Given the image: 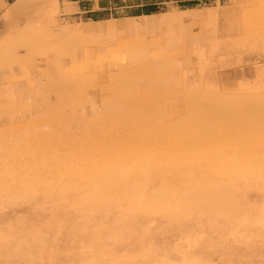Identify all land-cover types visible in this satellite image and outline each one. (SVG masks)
<instances>
[{
  "label": "bare ground",
  "instance_id": "6f19581e",
  "mask_svg": "<svg viewBox=\"0 0 264 264\" xmlns=\"http://www.w3.org/2000/svg\"><path fill=\"white\" fill-rule=\"evenodd\" d=\"M254 1L255 8H257L256 12L254 11V15L262 17L264 21V0ZM61 3L63 4V8L61 7ZM6 4L4 0H0V14H3L1 18L4 19L2 20L6 24L7 31L13 27V21L16 20L17 23L22 17H26V19L31 18L32 20L39 17L56 20L58 16L67 12V8L71 6V3L66 1L60 2L59 0H15L9 3L8 6ZM192 11H194V8H188L182 12ZM159 16L161 14L152 13L138 16L137 18L141 19L142 17L143 20ZM129 18L131 19L127 20H132L135 17ZM29 21L31 23V20ZM110 21L107 20V22ZM132 22L129 25L136 28L135 33H128L125 37L126 40H122V43L118 46L115 44L110 47H99V49H92V52L89 49L91 53L87 52L88 54H86L84 52L85 49L84 51L78 48L75 49V46L73 50L70 49L67 42L63 41L61 45L63 49L67 48L72 51L74 65H80L81 68L84 66L87 70H91L89 72L92 75L86 74L85 82H82L79 87L85 90L99 89L101 94L106 95H104L103 101L106 100L109 103L108 111L111 112H109L110 114H105V110L104 112H100L103 113L102 116L96 114L94 117L98 118L94 119L95 122H87L81 118L82 115L80 116L81 119H72L74 122L71 119H65L64 121H71V123L68 122L70 123L68 124L63 121V123L57 124L61 130L60 132L63 130L62 133H64V131L73 129V127L77 129L75 132H79L78 130L98 129L97 131L99 132H94V134L96 136L97 134L99 136L102 134L101 139H104L103 133L121 132L122 134L116 135L117 142H112L111 146H107L108 148H106L105 146L98 145L96 142L97 137L93 139L94 141L89 140V143L85 140L90 145L91 152L84 153L85 149L82 141L81 144H78L79 146L73 145V143H76L74 138L73 142H70L73 145L72 148H70L71 144L69 141L67 143L70 145L68 147L67 145L65 146V152L68 151L69 153L64 154L62 150L63 145L62 149H60V153L62 150L63 155L56 153L58 154L56 156L63 160L61 163V167H63L62 171L65 167L69 168V166L70 169L75 168V171L77 167L86 170L84 179H73L69 176L70 179L64 181V177H58V179L62 180L56 179L57 177L53 179H33L31 177V180L26 179L22 181L20 180L21 178L15 180L14 175V178L11 179L15 180L11 182V184H14H12L13 186H6L8 183L4 185L3 182L0 184V196L3 194L7 196L9 194L7 196L8 203L15 204L16 201H33L36 196L35 194L40 191L44 203L47 200H51L52 211L55 208L57 211L60 202L65 199L64 195L70 192L74 197L71 199L72 201H69V206L78 212L76 216L80 219L74 223L75 226L73 225L69 229H73L75 234L78 235L76 240L79 239L80 235L84 237L83 234L86 231H90L91 233L90 242L87 245L88 251L86 250L87 254H84L86 251L82 249L84 250L83 253L81 252L80 255H76V264H104L109 258L108 255L112 256L111 252L115 245L117 246L118 244L124 245L126 248L129 245L133 248H135L134 246H140V252L137 256H125L118 264H154V262L150 261L154 257L152 254L154 251L160 254H158L159 259L160 257L163 258L162 261H165V259L170 260V262H161V264H211L213 262L210 263L211 260L205 259V256L202 257V253H217L218 251H221V257H226L228 254L227 257L230 260L229 256L232 252H235L228 248V242H230L228 240L230 238L236 241V237L240 236L245 244H249L252 241H256L257 236L260 238L264 235V204H261L262 207H255V204H250L248 200L249 192L253 189L259 191L260 194L261 192L264 194V143L262 144L261 139L259 142L257 141L258 143L255 142L257 140V133H262L264 136V88L249 87L247 90L245 89L246 91H243L245 95H240V92L234 94L232 92L230 94L222 91L215 85V82H199V84L189 82L187 77L180 73L183 67L177 63L178 61L176 62L180 58L185 60L188 56V50L182 45L181 38L178 37V34L181 35L185 31H182L180 34L179 31L181 29L177 27V34L176 27H173L174 25L163 26V31L160 32L161 38L152 40L154 43H150L151 41L149 40L150 44L145 46L139 41L141 37L138 31L145 28L148 22L139 19L136 22ZM16 23L14 22V24ZM90 23H96V21L92 20ZM114 24L108 23L107 30L120 31L121 27ZM260 24L262 25V23ZM126 25L124 24V26ZM89 26L82 27V31L85 34H92L94 32V29ZM68 32L65 30L63 33L67 34ZM151 35L152 38L151 36L150 38L153 39L155 34ZM113 36L115 37V35ZM190 37L192 38V36ZM93 41L99 45L109 40L96 39ZM109 42V45H112L111 41ZM211 46H209L210 49ZM213 47L212 49L216 51L217 47L215 44ZM63 49L60 48V50ZM203 52L196 50L194 47V53L198 54L199 58L204 57ZM66 55L68 56V54ZM61 73L63 74L64 71ZM74 73L77 74V72ZM81 75L84 77V73ZM74 76L70 80H73ZM78 77L75 78L77 79ZM76 79L73 83L79 80L76 81ZM61 81L63 82V80ZM73 83L71 84L73 85ZM81 88L80 90H82ZM69 96L71 97V95ZM65 97L67 96L65 95ZM76 98L79 97L76 96ZM76 98L74 101L79 100ZM134 101L147 102L145 106L143 105V107L139 108L144 114L142 112V114L138 113V107H136L137 111L131 109L130 104ZM107 102L105 103L107 104ZM127 103H130L129 107L124 105H127ZM141 104L139 106H142ZM149 110L152 112L149 113ZM131 111L134 112L132 113ZM91 118L90 116V120ZM64 123L68 126L66 127ZM148 129L155 130V133L169 131L171 133L168 135L170 141H165L167 139H165L164 135L160 136L165 139H163L165 141L164 148H157L156 150V147L154 148L152 144L147 142V135H143ZM155 133L152 134V137L156 135ZM71 136L73 137V135ZM156 136L158 137L159 135L157 134ZM154 139H151L152 142L155 141ZM260 141L261 144H259ZM160 147L162 148V146ZM43 149V152H48V150L45 151V148ZM25 153H23L24 158H26ZM44 155H47V153ZM30 156L29 159L31 158ZM42 156L43 153L41 155V162L43 160ZM47 156L46 158H49ZM52 156L54 157L51 154ZM46 158L43 161L44 164L48 163L46 162ZM121 159L125 160L122 161ZM29 162H27L28 165ZM7 164L4 165L7 166ZM57 164L60 166V163ZM11 168L13 171V165ZM29 168L33 170L31 167ZM34 168L37 169L36 166ZM2 170L5 171L6 169H3L2 166ZM42 170L44 171V169ZM67 170L63 171V174L68 176L69 171ZM74 170H72L73 173L75 172ZM28 172L35 173V171L30 170L27 171V174ZM10 173L8 174L13 175L15 172ZM57 173L62 174L61 171ZM86 173L89 176L88 178L86 177ZM74 175L77 177V173ZM24 177L26 176L24 175ZM48 202L46 203L48 204ZM218 219L226 221L230 225V228L222 230L223 227H217ZM35 222L33 223L35 224ZM62 223L55 226V224L52 225V222H41L40 227H43L44 230L43 228L39 229L43 231L40 232L35 226L33 227L38 230H29L28 236L32 238V242L38 245V253L43 252V247L44 251L47 250L45 247L46 242H48L46 231L53 227L56 229L58 227L57 231L60 232V228L64 229ZM31 224L29 227H32ZM227 227L229 226L227 225ZM56 229L53 228V230ZM204 230H210L214 235L209 240L203 239L204 235L201 236V234ZM173 235L178 236V241L174 245V248H165L164 246L167 244L166 240ZM8 236L10 234H0V245L3 248H7L8 246L6 247V245H9ZM53 241V243L48 242L50 243V251L53 252L52 256L59 251H56L55 244L57 246V243H55V240ZM16 246L19 249L20 255L26 258L31 247L29 248L28 245L24 244L23 240L16 242ZM85 247L82 246L81 248ZM194 247L198 252L202 249L205 251L201 252L202 255L199 253V256L196 254V251H192V254H190L191 252L186 253V248L194 249ZM125 251L127 250L125 249ZM125 251L123 250V252ZM102 252L109 253L107 260H99L102 257ZM226 252L227 254L225 255L224 253ZM228 260L226 263L229 262ZM107 262H110V259Z\"/></svg>",
  "mask_w": 264,
  "mask_h": 264
},
{
  "label": "rangeland",
  "instance_id": "374dc122",
  "mask_svg": "<svg viewBox=\"0 0 264 264\" xmlns=\"http://www.w3.org/2000/svg\"><path fill=\"white\" fill-rule=\"evenodd\" d=\"M14 1L15 0H4V2L7 3L6 6H8L9 3H12ZM61 7L63 8V5H61ZM255 7L256 5H255L254 0H237V1L236 0H205V1H200L198 5L191 7V8H194L195 12L194 11L182 12L188 8L180 7L176 3H168L164 5V8L159 10V14H161V16L157 18H145L142 20V17L140 19V18H137L138 16H132V14L128 10L108 11L98 16H90V15L75 13L74 10H71L72 8L70 6L68 7L69 10L67 8V12H64L61 16H58L59 18L57 17L56 20H52L49 18L43 19V17L42 18L39 17L33 20L30 17H29L30 19L28 18L26 19V17H22L17 23L15 20L12 22L13 27L9 29V31L11 30V32L7 31L6 24L3 21L4 19L1 18L3 16V14L1 13L2 15L0 14V37L2 38H0V144H1L0 146V166H1L0 167V173H1L0 174V177H1L0 184L3 182L4 185L5 183H8L6 184V186L7 185L11 186L13 184V183L11 184L12 181L19 180L20 178H21L20 180L22 181L26 179L31 180V177L33 179L34 178L53 179L55 177H57L56 179H58V177L59 178L64 177L63 178L64 181L70 178H73V179L83 178L84 179L86 170H83L78 167L76 171L74 170L75 168L70 169V166L69 168L65 167L63 171L68 169L67 171L69 172H68V176L66 174L64 175L62 171L63 167H61V163L63 160L61 158H58V156H56L58 154L56 153L63 155L62 153L64 151V154H68L69 153L68 151L65 152V146L67 145L68 147V145H70L73 142L74 138H75L76 143L75 144L73 143V145L79 146L78 144H81V141H82V144L84 145V149H85L84 153L91 152L90 151L91 148H90V145H88V143L90 142L89 140L94 141L93 139L96 137L98 138L96 142L98 143L99 146H105L106 148H108L109 146H111L112 142H117L116 135L118 136L121 133V132L118 133L116 131H113L109 134L103 133L104 139H101L102 134H100V136L99 134H97V136L96 134H94V132H99L97 131L98 129L84 130V131L78 130L79 132L77 131L75 132V130L77 129L73 127V129L72 128L67 129L66 131H64V133H62L63 130L62 132H60L61 130L59 128V125L57 126V124H60V122L63 123L65 119L76 120V119L83 118L87 122H92V121L95 122L94 119L98 118V117L96 118L94 117L96 116V114H99L102 116L103 113H100V112H104L105 110H106L104 112L105 114H110L109 112H111V111H108L109 103L106 100L103 101V98L106 95L104 94L105 95L104 96L103 93L101 94L99 89L85 90L84 88L79 87V85L82 84V82L83 83L85 82V79H86L85 77L87 76L86 74L89 73L88 75H92V73H90L91 70L90 69L87 70V68L84 66L83 68H81L80 65L73 64L72 51L67 48L63 49L61 47L63 41L67 42V45L72 50L74 46L76 47L75 49L78 48V49H82L83 51L85 49L84 52L86 54H88L87 52H90L89 49H91V52H92V49H95V48L99 49V47L100 48H103L104 46L110 47V46H114L115 44L118 46L122 43V40L124 41L126 40L125 37L127 36L128 33L129 34L135 33L136 28H134L133 26L129 24L130 23L132 24L133 23L132 21L136 22L139 19L141 21L148 22L147 26L141 29L143 32L141 30L138 31L141 37L139 41H141V43H143V45L146 46V45H149L150 43H154L152 42V40H157L161 38L160 32L163 31L162 30L163 26H166L169 24L171 26L174 25L173 27L174 28L176 27L175 29L177 30L176 31L177 34H178V29H181L179 31L180 34L182 33V31H185L182 33L183 36L182 34L181 35L178 34V37L181 38L182 45L186 48V50H188L187 52L188 56L186 57L185 60L180 58L179 60H176V62L178 61L177 63L181 64V67H183V70H181L180 73L182 75L184 74L183 76H186L189 82H193L194 84H199V82L205 83L209 81L215 82V85L218 86V88H220L224 92H228L230 94H232V92L233 94L240 92L239 93L240 95H245L243 94L244 93L243 91L245 89L247 90V88L249 87L264 88V27H263L264 21L262 17H257L254 15L257 9ZM141 16H144V15H141ZM214 16L216 17L214 18ZM129 17H135V18L132 20H127V19H131ZM253 18L256 20H254ZM29 20H31V23ZM92 20L96 21V23H90V21ZM107 20H111L110 22L112 24L115 23L117 26H120L121 27L119 29L120 31L117 32L113 30L114 31L113 32L111 31V29L108 31L107 30L108 28L106 27L108 23L110 24V22H107ZM14 22L16 24H14ZM260 23H262V25ZM124 24L125 25L127 24L128 26L126 25L127 26L126 27L124 26ZM87 25L88 26L90 25L94 29V32L92 34H85V32L82 31V27L87 26ZM97 27H100L101 29ZM65 30L69 32L67 34L63 33ZM97 30L99 31L97 32ZM116 33L118 35L120 34L119 37ZM151 34H155L156 36L154 35L153 39H151L152 38ZM82 35L83 37L85 36L84 38H87L88 40L84 39ZM113 35H115V37ZM190 36H192V38ZM96 39L109 40L111 41L112 45H109L110 43L109 41L98 45L94 43L93 41ZM37 41L38 42L40 41V42L38 43ZM216 43L221 44L222 46ZM209 44L212 45L211 49L209 48L210 46ZM214 44L216 45L217 50H219L220 47L221 49L219 51L217 50L215 51V49H212L214 48L213 47ZM194 47L196 48V50H200L201 52L204 51L203 52L204 57L202 56V58H199V55L198 54L196 55V53H194ZM60 48L63 50H60ZM66 54H68V56ZM199 59H201V61H199ZM204 63H206V65H204ZM205 67H208V68H205ZM201 69L204 71H202ZM63 71L64 73L62 74L61 72ZM71 72L72 74H70ZM73 72H77V74L76 73L73 74ZM83 73H84V77L81 75ZM60 75L64 77L62 78L60 77ZM80 75L82 79L80 78ZM73 76H74V79L70 80L73 78ZM75 77H78V78L76 79ZM75 79L76 81L78 79L79 80L73 83ZM61 80H63L64 83ZM71 83H73V85ZM80 88L82 90H80ZM71 91L73 95L71 94ZM75 91L76 92L78 91L77 92L78 94ZM65 95L67 97H65ZM69 95H71V97ZM76 96L79 98H76ZM75 98L79 100L80 98L82 99L80 101L79 100L74 101ZM70 101H72L71 105H70ZM75 102H77L78 105L77 103L74 104ZM105 102H107V104ZM140 103H142L141 104L142 106H139ZM146 103L147 102L145 101L143 102L134 101L133 103H131L132 105L130 103H127V105L126 104L124 105L129 107V104H130V107H132L131 109L136 110L137 109L136 107H138L139 109L140 107H143V105L145 106ZM131 112L133 113L134 111H131ZM139 112L141 113L142 110L139 109L138 113ZM148 112L151 113L152 111L150 112L149 110ZM90 116L92 117L91 120H90ZM64 122L71 123V121H67V120ZM65 125L66 127L68 126L67 124ZM70 130L73 134L70 132ZM147 132L148 133L150 132L151 134L150 133L148 134ZM155 132H156L155 130L148 129L146 133L144 132L143 135L145 134L147 135L146 137L148 139L147 142L149 144H152L154 148L156 147L155 148L156 150L157 148L163 149L165 141H170L168 138V135L171 133L169 131H161L157 133ZM76 133H79L80 135L79 134L76 135ZM154 133L156 135L158 134L159 136L157 137L156 135H153L154 137H152V134ZM64 134L66 137L64 136ZM71 135H73V137ZM143 135L141 136L143 137ZM163 135L166 137L165 139L167 140H165L164 137L162 138L160 137ZM256 136L255 138L257 140H255V142L257 141L259 142V140L261 139L262 144H263L264 143V138H262L264 137L263 134L257 133ZM150 137L152 140L156 137L157 138L154 139L155 141L152 142ZM71 138L73 139L70 141ZM85 140H87L88 143H86ZM40 141H43V142H40ZM68 141L69 143L70 142L71 143L70 144L67 143ZM261 141L259 144H261ZM161 142L163 143V145ZM73 145L71 144L70 148H72ZM62 146H63V149H62ZM160 146H162V148ZM43 148H45V151L48 150L49 155H48V152L46 151L48 156L44 155L46 153L43 152L44 151ZM60 149L63 150V151L61 150V153H60ZM24 150L25 152L27 150L28 153L27 152L25 153ZM23 153L26 154L25 155L26 158L23 157L24 155ZM29 153L31 154V156ZM42 153H43V156H42L43 160L41 162ZM51 154L54 155V157L53 156L51 157ZM29 156L31 157L30 158L31 160L29 159ZM46 156L49 158H46ZM45 158L47 160L46 162H48V163L45 162L46 164L43 163ZM58 159H61V160H58ZM24 160H28V161L25 162ZM54 160H56L55 161L56 163L53 162ZM121 160L124 161L125 159L124 160L121 159ZM24 162L26 164L27 162H29V165H31L32 163V165L29 166L27 164L26 166ZM7 163L9 165L11 163L10 167ZM19 163H22V164H19ZM57 163H60V166ZM4 164H7L8 167L5 166ZM12 165L14 168L13 171L15 173H13V171L11 170ZM41 165H42V168H41ZM2 166H3V169L4 168L6 169L5 171L4 170L1 171ZM20 166H21V169H20ZM35 166L37 167V169L34 168ZM29 167L33 168V170H31ZM60 167L61 169H59ZM24 168H25V172H24ZM42 169H44V171ZM8 170L10 171L8 172ZM26 170L35 171V173L28 172L27 174ZM72 170H74L75 172L73 173ZM54 171H56L55 175H54ZM58 171H61L62 174L57 173ZM3 172L7 174H4ZM10 172H12L13 175H10L11 174ZM76 173H77V177L74 175ZM24 175L26 177H24ZM86 177L87 178L89 177L88 174L86 175ZM13 178L15 180H11ZM58 180H62V179H58ZM253 190H251L249 192L250 195H248V200L250 201V204L252 205L255 204L254 205L255 207H258V206L262 207L261 204H264V196L262 195L264 194H262L261 192L262 194L261 195L259 191L257 190L253 191ZM35 195L36 196L33 201L31 200L27 201L25 199L26 201L24 200L19 201V202L16 201L15 204L14 203L11 204L10 202L8 203L9 200L6 195L3 194L0 196L2 197L0 198V234L2 235L10 234V236H8L9 245H6V247L7 246L8 247L3 248V246L0 245V264H76V255L78 256V254L80 255L81 252L83 253L84 250L85 251L87 250V245L90 242L91 233L90 231H86L83 234L84 237L80 235L78 239L79 241H78L76 240L78 235L75 234V231H73V229L72 230L69 229L70 227H73V225L75 226L74 223H76L78 219H80L76 216L78 212L76 210L71 209L69 206V201H72L71 199L74 196H72L70 192L68 194H65L64 195L65 199L60 202L59 206L57 207L58 208L57 211H56V208L53 209L52 211V205L50 202L51 200L46 201V202L49 201L48 204L46 202L44 203L40 191L37 192ZM4 196L7 197L5 200H4L5 198ZM249 196H250V199H249ZM40 220L42 223L44 222L46 223L47 221L50 223L52 222V225L55 224V226L63 222L62 224L64 226L63 227L64 229L60 228L61 230L60 232L57 231L58 227L57 229L53 227L56 230H53L52 228L50 229L51 231L50 230L46 231L47 233L46 236H48L46 237V239L48 240V242L53 243L54 242L53 240H55L56 241L55 243H57V246L55 244V249L56 251L59 250L57 251L58 253H54L53 256H52L53 252H51L49 248L50 243L46 242L47 243L45 245V247L47 248V250L45 248L46 251H44V247H43L42 248L43 252L40 250L41 252L38 253L39 251L37 249L38 245L32 242V238L28 236V233H30L29 230L32 229L31 231H33V229L43 228V227H40V224H41ZM30 221L32 224L30 223ZM223 221H224L223 219H218L217 224L219 226L217 225V227H220V226L223 227L222 230H225L226 228L229 229L230 225L226 221L224 222ZM33 222H35V224ZM30 224L32 227L35 226L37 228L29 227ZM227 225L229 227H227ZM43 230L41 229L40 232ZM73 234L75 235L73 236ZM203 235L205 236V238ZM213 235L214 233L210 230H207V231L204 230L203 233L201 234V236H203V239H206V240H209ZM262 236H261L262 238L261 237L258 238L259 236H257L256 237L257 239H255L256 241L254 242L252 241L253 244L252 242L249 244H245L242 241L243 239H241L240 236L236 237L235 239L236 241H233L234 239L230 238L228 240L230 241L228 242L229 243L228 248L235 251V252H232V254L229 256V259L232 261L228 260L227 252L224 253L225 255L227 254L226 257H227V260L230 262V264H264V235ZM177 239H178L177 235L176 236L173 235L172 237H169L166 240L167 244L165 243L167 246L165 245L164 247L174 248V245L178 241ZM20 240H23V243L28 245L29 248L31 247L30 248L31 250L30 251L28 250L30 254L28 252V256L26 258L20 255L19 249L16 246V242ZM168 244L170 245V247ZM82 246L83 247L86 246V247L81 248ZM134 247L135 248L129 245L126 248L124 245L121 246V244H118L117 246L115 245L114 249L111 252L112 256L108 255L109 253L102 252V257L99 260H102V259L107 260V255H108L109 257L108 260L110 259V262H107L108 261L107 260L106 263L104 264H116V262L118 264L119 262L122 261L123 258H125V256H137L138 255V253L140 252L139 250L140 246H134ZM125 249L127 251H125ZM186 249H187L186 253L191 252L190 254H192V251L193 252L196 251V254L198 256H199V253L201 254V252L205 251L204 249H202L203 251L201 250L198 252L197 249H195V247L194 249L193 248H189V249L186 248ZM123 250L125 252H123ZM87 251L84 254H87ZM214 251H215V248H214ZM155 252L156 251L152 252L154 256L153 259L150 260L152 263L154 262V264H158V263L161 264V262L162 263L170 262L169 259H165V261H162L163 258L160 257L159 259L160 254L158 252L157 253ZM218 252L217 253L204 252L202 253L203 254L202 257L205 256L204 257L205 259L208 258L209 261L211 260L210 263L213 262L211 264L226 263L227 262L226 257L225 256L221 257V254H222L221 251H218ZM155 254H156V257H155ZM232 255L233 257H231ZM229 262L226 264H229Z\"/></svg>",
  "mask_w": 264,
  "mask_h": 264
},
{
  "label": "crops",
  "instance_id": "0c3cea01",
  "mask_svg": "<svg viewBox=\"0 0 264 264\" xmlns=\"http://www.w3.org/2000/svg\"><path fill=\"white\" fill-rule=\"evenodd\" d=\"M71 3V7L75 13L98 16L107 11L128 10L132 16L137 15L138 10L143 7L142 0H59ZM175 3L165 2L163 4ZM61 5H63L61 3ZM136 14V15H134Z\"/></svg>",
  "mask_w": 264,
  "mask_h": 264
},
{
  "label": "trees",
  "instance_id": "16d2710c",
  "mask_svg": "<svg viewBox=\"0 0 264 264\" xmlns=\"http://www.w3.org/2000/svg\"><path fill=\"white\" fill-rule=\"evenodd\" d=\"M142 1H143V7L138 10L139 14H137L140 16L148 15L152 13H159V10L164 8L165 4L163 3L165 2L173 1L180 7L191 8L198 5L200 1H205V0H142Z\"/></svg>",
  "mask_w": 264,
  "mask_h": 264
}]
</instances>
